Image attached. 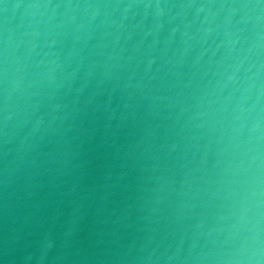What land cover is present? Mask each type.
Here are the masks:
<instances>
[{"label":"water","instance_id":"obj_1","mask_svg":"<svg viewBox=\"0 0 264 264\" xmlns=\"http://www.w3.org/2000/svg\"><path fill=\"white\" fill-rule=\"evenodd\" d=\"M252 220L264 238L262 0H0V264L70 228L235 264Z\"/></svg>","mask_w":264,"mask_h":264},{"label":"clouds","instance_id":"obj_2","mask_svg":"<svg viewBox=\"0 0 264 264\" xmlns=\"http://www.w3.org/2000/svg\"><path fill=\"white\" fill-rule=\"evenodd\" d=\"M242 8L257 7L256 5H238ZM234 43V41H233ZM7 72V69H5ZM7 90L5 108H7ZM74 229L65 233L62 247L58 249L56 240L48 233L40 236L35 247L26 245L21 256L22 264H159L160 261L195 259L191 255L181 256L177 246L160 251L158 242L153 236H139L136 231L110 232L96 230L82 239V243L73 246L77 238ZM251 235L245 237L239 247L225 258L235 264H264V238L260 236L258 220L251 221ZM8 248H16L13 243Z\"/></svg>","mask_w":264,"mask_h":264},{"label":"snow or ice","instance_id":"obj_3","mask_svg":"<svg viewBox=\"0 0 264 264\" xmlns=\"http://www.w3.org/2000/svg\"><path fill=\"white\" fill-rule=\"evenodd\" d=\"M262 2H264V0H262Z\"/></svg>","mask_w":264,"mask_h":264}]
</instances>
